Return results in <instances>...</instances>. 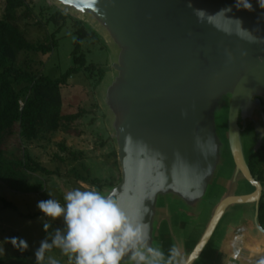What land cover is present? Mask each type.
<instances>
[{
	"label": "water",
	"instance_id": "95a60500",
	"mask_svg": "<svg viewBox=\"0 0 264 264\" xmlns=\"http://www.w3.org/2000/svg\"><path fill=\"white\" fill-rule=\"evenodd\" d=\"M49 1L93 25L115 50L105 67L111 84L97 93L121 179L101 192L129 212L147 206L149 242L160 248L162 221L171 226L177 213L197 220L227 170L201 237L176 264H195L216 230L208 264H260L264 182L249 165L264 147V9L257 0L251 11L237 9L236 0ZM195 8L208 15L198 20Z\"/></svg>",
	"mask_w": 264,
	"mask_h": 264
},
{
	"label": "rangeland",
	"instance_id": "374dc122",
	"mask_svg": "<svg viewBox=\"0 0 264 264\" xmlns=\"http://www.w3.org/2000/svg\"><path fill=\"white\" fill-rule=\"evenodd\" d=\"M6 1L0 0V18L5 14ZM58 9L71 15L65 24L62 22L56 24L50 20L53 13ZM16 15L17 20L14 22L29 41L35 44H47L49 43L48 38L55 34L54 37L57 42L53 52L46 60L40 52H22L16 63L19 68L33 73H44L50 77H58L74 65L72 51L76 43V31L78 29L75 19L81 20V18L61 9L56 3L49 0H26V5L19 8ZM83 22L100 35V40L89 38L82 43L86 64L110 66L112 55L115 54L114 48L107 43L106 38L93 25L86 21ZM43 61L45 62L43 63ZM111 81L112 78L109 73L105 74L100 84L96 86L93 79L82 71L70 77L67 85L63 87L64 107L68 113L80 109H83L84 113L79 119L71 123L69 130L61 129L49 134L44 139L27 144L25 146L27 155L49 169H55L59 166L63 173H69L73 168H77L84 176L102 180L105 187L110 186V184H118L121 179V171L117 159V150L107 124V111L105 112L104 106L102 108L97 93L100 91L105 95ZM16 140L13 138L3 146L7 156L17 151ZM63 146L65 149L62 148ZM72 153L77 156V159H74ZM60 158H63L65 162L63 163ZM229 175L230 172L227 170L222 173L223 177ZM77 187L99 190L97 186L76 180L73 176H36L30 173L25 175L18 191L0 187V207L3 206L4 201L12 202L17 207V210L11 207L0 208V264H36L34 250L47 235L43 229V223L47 218L43 217L37 208V203L49 198L63 203V194ZM214 188L204 208V216L202 217H204L205 222L217 204L219 196L221 197L225 190L224 186L221 185H216ZM21 213H39L40 216L27 218ZM182 217L184 216L182 215ZM180 220L175 217L172 221L174 222V233L180 237L179 241L182 248L184 242L187 243L192 238L196 240L204 221L196 223L195 227L193 225L191 227L190 224L193 221L190 220V224L187 222L186 225L180 227ZM48 222L51 223L49 233L57 227H63L62 218ZM162 225L160 233L163 236L172 232L169 230L170 226L167 221ZM12 236L26 239L30 246L29 249L24 252L13 249L11 244L5 241L6 237ZM211 247L213 248V243ZM25 252H28L29 256L26 257ZM48 255L58 259L60 264H69L59 249H53ZM208 256L203 252L196 264H207Z\"/></svg>",
	"mask_w": 264,
	"mask_h": 264
},
{
	"label": "trees",
	"instance_id": "16d2710c",
	"mask_svg": "<svg viewBox=\"0 0 264 264\" xmlns=\"http://www.w3.org/2000/svg\"><path fill=\"white\" fill-rule=\"evenodd\" d=\"M25 5L26 0H7L5 14L0 18V187L18 191L25 175L30 173L36 176H73L76 180L97 186L101 191L105 184L99 178L84 176L77 168H73L69 173H63L59 166L49 169L25 151V146L33 141L44 139L61 129L69 130L71 123L84 113L83 109L67 112L64 107L63 87L67 85L70 77L81 71L93 79L95 86L100 84L106 74L105 67L93 63L87 65L82 49L84 40H100V35L82 20L75 19L78 29L72 51L74 65L58 77L25 71L16 64L22 52H40L46 60L57 43L55 34L48 38L47 44H35L25 37L14 22L17 20L16 11ZM70 16L58 9L50 20L56 24H65ZM13 138L17 139V153L13 152L7 156L3 146ZM62 148L65 149L64 146ZM72 155L77 159L74 153ZM60 160L65 162L63 158ZM249 165L253 176L264 182V147L250 157ZM7 207L17 210L9 201H4L0 208ZM21 215L27 218L40 216L39 213ZM259 216L264 228V193L260 201ZM169 239V234L162 238L165 242ZM25 256H29V253L25 252Z\"/></svg>",
	"mask_w": 264,
	"mask_h": 264
},
{
	"label": "clouds",
	"instance_id": "9594fccd",
	"mask_svg": "<svg viewBox=\"0 0 264 264\" xmlns=\"http://www.w3.org/2000/svg\"><path fill=\"white\" fill-rule=\"evenodd\" d=\"M264 9V0H257ZM189 7H192L191 4ZM237 9L253 10L250 0H236ZM231 11L222 9L220 13ZM198 20L207 15L204 9H193ZM237 23H241L237 19ZM50 196V194H48ZM37 208L47 218L43 223L46 237L34 250L36 264H60L48 255L59 249L69 264H175L177 251L169 249L167 258L158 247L150 244L148 225L144 217L149 213L147 206L142 211H126L117 196L105 194L94 188H73L63 194L61 201L49 198L37 203ZM62 218L63 227L51 233V223ZM5 241L20 252L29 249L26 239L18 236L6 237ZM264 264V260L260 261Z\"/></svg>",
	"mask_w": 264,
	"mask_h": 264
},
{
	"label": "crops",
	"instance_id": "0c3cea01",
	"mask_svg": "<svg viewBox=\"0 0 264 264\" xmlns=\"http://www.w3.org/2000/svg\"><path fill=\"white\" fill-rule=\"evenodd\" d=\"M225 182H226V177H223L222 178V180L220 181V184L219 185H221V186H224V184H225ZM240 193V192H239ZM220 200V196H219V199H218V201ZM202 216H204V212L202 213V215L198 218V219H201V220H192L193 222H191V224H190V220L191 219H188L187 220V218L186 217H182V215H180L179 213H177V214H173L172 215V218H171V226L169 227L170 229L169 230H173V219L175 218V217H178L179 219H181L180 220V222H179V225H180V227H183L184 225H186L187 224V222H188V224H190V226L192 227V225L194 226V225H196V223H202L204 220H203V218L204 217H202ZM209 217H210V215H209ZM209 217H208V219H207V221L204 223L203 222V224L204 225H202V229H201V232H200V234H199V236H197V238H196V240H194L193 238L192 239H190L187 243L186 242H184L183 243V249L181 248V246H180V241H179V238L180 237H178L177 235H175V233H174V230H173V235H172V233L171 232H168V229H167V234H169V235H171L170 236V239L169 240H166L167 242H165V241H163V240H161L162 239V234L160 233V237H159V246H160V249L165 253V257L167 258V256H168V253H167V250L169 251V249H172V248H175L176 249V251H177V253H178V255H177V258H176V262H175V264L177 263V260H178V258L181 256V255H186V254H188V253H190L192 250H193V248L195 247V245H196V243H197V241L199 240V238L201 237V234L203 233V230H204V228H205V226H206V224H207V222H208V220H209ZM165 221L166 220H164V222L162 221V223H165ZM162 223H161V225H160V228H162ZM164 225H166L167 226V224H164ZM217 231L218 230H216L215 231V234H214V236H213V246H214V243H215V235L217 234ZM165 235V234H164ZM168 248V249H167ZM212 250H213V248L211 247V246H206L205 247V249H204V254H208L209 256H208V258H207V264L209 263V260L211 259V256H212ZM203 252H202V254H203ZM201 254V255H202ZM200 258V257H199ZM198 258V259H199ZM198 259H197V261H198ZM196 261V262H197ZM196 262H195V264H196Z\"/></svg>",
	"mask_w": 264,
	"mask_h": 264
},
{
	"label": "flooded vegetation",
	"instance_id": "af4514ba",
	"mask_svg": "<svg viewBox=\"0 0 264 264\" xmlns=\"http://www.w3.org/2000/svg\"><path fill=\"white\" fill-rule=\"evenodd\" d=\"M194 227H195V226H194ZM213 239H214V238L212 237L211 240H210V242H209V244H208V246H211V245H212V243H213V241H214Z\"/></svg>",
	"mask_w": 264,
	"mask_h": 264
}]
</instances>
